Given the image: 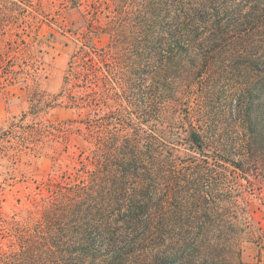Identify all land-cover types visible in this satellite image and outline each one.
<instances>
[{
  "label": "trees",
  "instance_id": "16d2710c",
  "mask_svg": "<svg viewBox=\"0 0 264 264\" xmlns=\"http://www.w3.org/2000/svg\"><path fill=\"white\" fill-rule=\"evenodd\" d=\"M32 14L73 44L76 113L34 140L75 166L38 184L0 264H248L245 242L264 264L237 173L264 156V0H0L6 54Z\"/></svg>",
  "mask_w": 264,
  "mask_h": 264
},
{
  "label": "rangeland",
  "instance_id": "374dc122",
  "mask_svg": "<svg viewBox=\"0 0 264 264\" xmlns=\"http://www.w3.org/2000/svg\"><path fill=\"white\" fill-rule=\"evenodd\" d=\"M33 15L29 17L32 26L26 28L27 35L17 40L20 50L6 54L8 40L16 37L0 36V253L12 249L8 233L13 223H30L40 215L38 184L65 171L71 172L75 166V159L70 158L72 148L54 161L51 150L42 144L46 138L34 140L35 132L36 136L56 133L48 125L58 127L76 118V113L66 108L65 98L60 96L73 44L70 39L60 37L46 17ZM11 44L16 45L12 41ZM229 129L220 125L223 138L228 137L226 143L243 144L242 126L231 128L232 133ZM238 152L235 160L244 161L246 151ZM253 160L254 164L246 163L237 173L251 223L264 235V156L257 153ZM256 244L245 242V263L255 261Z\"/></svg>",
  "mask_w": 264,
  "mask_h": 264
}]
</instances>
